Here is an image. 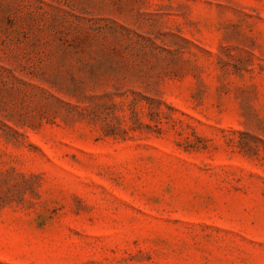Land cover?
Instances as JSON below:
<instances>
[{"label": "rangeland", "instance_id": "rangeland-1", "mask_svg": "<svg viewBox=\"0 0 264 264\" xmlns=\"http://www.w3.org/2000/svg\"><path fill=\"white\" fill-rule=\"evenodd\" d=\"M0 264H264V0H0Z\"/></svg>", "mask_w": 264, "mask_h": 264}]
</instances>
